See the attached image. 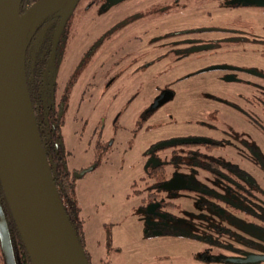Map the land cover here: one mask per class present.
<instances>
[{"label": "flooded vegetation", "instance_id": "obj_1", "mask_svg": "<svg viewBox=\"0 0 264 264\" xmlns=\"http://www.w3.org/2000/svg\"><path fill=\"white\" fill-rule=\"evenodd\" d=\"M147 1L146 12L120 14L108 28L101 13L59 10L27 30L25 85L55 190L72 197L78 217L75 181L96 159L125 154L123 137L142 144L124 201L143 213L144 239H185L197 264L264 255V0H236L217 22L185 31L194 37L180 43L176 60L194 69L154 86L153 22L213 0ZM97 5L85 0L82 9ZM83 22L96 28L71 50L70 32ZM122 36L145 43L112 46Z\"/></svg>", "mask_w": 264, "mask_h": 264}, {"label": "rangeland", "instance_id": "obj_2", "mask_svg": "<svg viewBox=\"0 0 264 264\" xmlns=\"http://www.w3.org/2000/svg\"><path fill=\"white\" fill-rule=\"evenodd\" d=\"M84 1L80 0L72 11L76 13H101L106 19V27L109 23L124 17L118 15L134 12H146L149 7L147 0H95L98 5L85 11ZM87 1V0H86ZM151 1V0H150ZM236 0H213L208 4L188 6L183 10L177 6L168 19L164 22L155 20L152 24L151 35L153 40V86L160 85V79L173 81L186 70L194 69L195 64H185L180 68L177 62L180 43L194 36L184 34L185 31L195 29L199 21L217 22L220 13H230V7ZM239 1V0H237ZM120 12L119 14H117ZM113 14H117L113 16ZM89 16H86L88 18ZM119 17V18H118ZM170 18V19H169ZM87 20V19H86ZM199 22V23H198ZM96 27L83 22L77 26V31L70 32L72 41L69 44L71 50L81 48L88 43L93 30ZM120 27H116L119 30ZM97 33V32H96ZM130 32L126 34L129 37ZM137 36H141L136 33ZM81 36H84L83 38ZM200 39H209V35H203ZM225 39L224 37H222ZM125 36L117 38L111 44L120 46L123 51H129L133 47L145 43L142 37L140 43L133 40L123 42ZM173 61V62H172ZM130 70V69H129ZM128 71V70H127ZM208 73H206L207 75ZM131 75L126 72V77ZM182 104V103H180ZM121 145H125V154L107 155V158L96 159L97 168L87 173L80 180L75 181L73 198L79 208L78 217L82 222V249L87 256L88 264H147L155 259H160V264H197L192 259V243L179 238H143L141 211L132 209L130 204L124 201L129 183L135 179L139 172L137 167L142 144H125V138L119 139ZM136 147L133 150V147ZM119 148V147H118ZM131 148L128 152V149ZM123 148L119 149L122 153ZM88 157V156H87ZM80 158V166H87L89 158ZM187 232H194L187 228ZM236 246V245H235ZM211 264H231L211 262ZM264 264V263H254Z\"/></svg>", "mask_w": 264, "mask_h": 264}, {"label": "water", "instance_id": "obj_3", "mask_svg": "<svg viewBox=\"0 0 264 264\" xmlns=\"http://www.w3.org/2000/svg\"><path fill=\"white\" fill-rule=\"evenodd\" d=\"M78 1L37 0L20 14L21 0H0V188L30 264H87L57 198L24 78L31 22L62 4L60 13L66 17ZM0 255L3 264H15L1 206ZM225 262L264 263V255Z\"/></svg>", "mask_w": 264, "mask_h": 264}, {"label": "trees", "instance_id": "obj_4", "mask_svg": "<svg viewBox=\"0 0 264 264\" xmlns=\"http://www.w3.org/2000/svg\"><path fill=\"white\" fill-rule=\"evenodd\" d=\"M37 0H21L20 2V7H19V12H23L26 8H28L32 3L36 2ZM59 8V6L53 7L51 9H48L46 11H44V14H50L53 13L55 11H59L61 9H57ZM37 22H44V17H39L37 18ZM49 28V27H47ZM64 192L65 189H64ZM57 194V192H56ZM57 198L60 201V204L62 206V210L64 212V215L68 221V224L70 226V228L73 231V234L75 236V238L77 239V242L80 246V248L82 249V224L81 221L79 220V218L77 217V212L73 209L72 207V197L69 194H64L62 196H60L59 194H57ZM64 201V203H63ZM0 206L2 208L4 217H5V221L7 224V228H8V233H9V238H10V243H11V248H12V253H13V258L15 261V264H30L28 257L26 255V252L24 250V247L22 245V242L16 232V229L14 227V224L12 222L11 216L7 210L6 204H5V200L0 188ZM83 251V249H82ZM84 257L86 260V263L88 264L87 261V256L84 253ZM0 264L2 263V259H1V255H0Z\"/></svg>", "mask_w": 264, "mask_h": 264}]
</instances>
